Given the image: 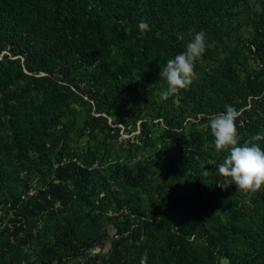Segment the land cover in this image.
<instances>
[{
	"label": "trees",
	"instance_id": "16d2710c",
	"mask_svg": "<svg viewBox=\"0 0 264 264\" xmlns=\"http://www.w3.org/2000/svg\"><path fill=\"white\" fill-rule=\"evenodd\" d=\"M226 105L264 134V0H0V264H264V189L217 186Z\"/></svg>",
	"mask_w": 264,
	"mask_h": 264
},
{
	"label": "clouds",
	"instance_id": "9594fccd",
	"mask_svg": "<svg viewBox=\"0 0 264 264\" xmlns=\"http://www.w3.org/2000/svg\"><path fill=\"white\" fill-rule=\"evenodd\" d=\"M139 27L144 31L149 26L141 21ZM209 47L206 34L203 31L194 32L185 51L167 60L160 72L161 80L167 85L159 93L162 100L190 88L196 78L195 66ZM225 109L208 118L215 151L226 153L217 166L218 174L223 178L217 186L227 190L235 185L238 191L255 194L264 189V149L255 143L264 141V134L253 135L241 146L237 128L239 112L231 105H226ZM147 262L148 255H142L140 264Z\"/></svg>",
	"mask_w": 264,
	"mask_h": 264
},
{
	"label": "rangeland",
	"instance_id": "374dc122",
	"mask_svg": "<svg viewBox=\"0 0 264 264\" xmlns=\"http://www.w3.org/2000/svg\"><path fill=\"white\" fill-rule=\"evenodd\" d=\"M121 135H122L123 138H127L128 137V135L124 134V130L121 131Z\"/></svg>",
	"mask_w": 264,
	"mask_h": 264
}]
</instances>
